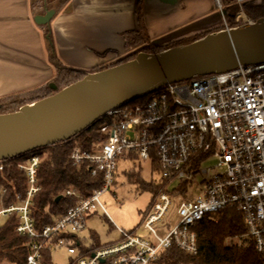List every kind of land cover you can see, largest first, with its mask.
Masks as SVG:
<instances>
[{
    "label": "built area",
    "instance_id": "built-area-1",
    "mask_svg": "<svg viewBox=\"0 0 264 264\" xmlns=\"http://www.w3.org/2000/svg\"><path fill=\"white\" fill-rule=\"evenodd\" d=\"M214 1L225 30H230L222 0ZM227 1L238 8L234 15L238 27L252 24L241 8L246 0ZM95 124H99L103 143L93 146L90 153L75 149L70 159L75 166L87 162L93 167V176L102 172L101 188L54 225L37 231L29 207L38 192L39 158L31 154L27 164L18 168L27 177L25 199L18 206L0 204V222L16 214L18 235L43 240L51 252L65 250L68 256H75L78 235L86 230L87 219L103 210L99 200L113 184L117 162H150L160 175L153 181L164 186L143 223L152 241L117 229L120 243L76 264H101L108 258H114L113 264H157L158 256L171 247L195 256L193 228L205 216L226 208L241 214L257 264H264V64L168 84L136 103L108 112ZM209 159H215L214 166L202 171L200 166ZM196 176H206L203 188L195 200L187 201V192L184 198L177 192ZM173 207L176 223L170 229L161 228L158 236L153 227ZM53 239L56 242L51 244ZM41 249L42 245H34L25 264H40Z\"/></svg>",
    "mask_w": 264,
    "mask_h": 264
},
{
    "label": "trees",
    "instance_id": "trees-1",
    "mask_svg": "<svg viewBox=\"0 0 264 264\" xmlns=\"http://www.w3.org/2000/svg\"><path fill=\"white\" fill-rule=\"evenodd\" d=\"M225 23L231 30L237 28L234 23V15L238 10L237 6L227 0H222ZM241 8L244 14L252 23L264 19V0H246ZM225 29L204 34L202 36L181 40L164 47L150 50L149 48L138 49L130 55L134 44L140 43L145 37L142 23L141 10L138 9V31L127 35L126 55L115 63L93 71H80L59 65L50 85L55 87V91L49 89V85L40 86L30 91L16 93L0 98V116L17 113L22 107L32 105L42 101L66 87L81 81L90 74L99 73L134 60L139 54H159L174 48L188 46L208 35L215 34ZM139 98L131 103H136ZM103 143V137L98 131V126L94 124L85 132L65 143L40 149L32 152L39 158L38 165V192L29 207L30 216L37 231L43 227L54 225L60 218L73 210L80 202L88 199L93 192L99 190L103 183V173L91 174L93 167L87 162L75 166L70 159L71 153L79 149L83 153H90L93 146ZM135 159L134 157H130ZM28 157L22 156L13 160L1 162L0 171V204L4 208L18 206L25 199L28 189L27 177L24 171H20L19 166L26 165ZM155 169V165L151 166ZM129 181L134 184L140 192L148 193L151 198L146 209L141 212V225L148 216L156 196L164 186L156 185L153 180L145 181L140 176V171L136 174L127 175ZM71 193V195H66ZM186 189L181 187L177 192L184 198ZM60 200L55 203V200ZM18 217L12 214L0 225V264H25L27 256L31 253L34 245H42L40 251V264H53L51 260L52 252L49 245L44 244L41 239H29L16 233ZM197 240V254L189 256L171 247L158 256L157 264H257L258 258L254 250L253 243L246 238L247 230L240 213L234 209H224L216 214L205 216L193 228ZM130 234V233H129ZM131 235V234H130ZM78 240V239H76ZM69 243L71 239H66ZM56 240H52L54 244ZM80 245L76 249L75 256L70 257L68 264H76L81 258H89L98 250L116 246L118 242L101 244L97 236L92 232L90 243L79 241ZM75 248V246H73ZM114 258H108L102 264H113Z\"/></svg>",
    "mask_w": 264,
    "mask_h": 264
},
{
    "label": "crops",
    "instance_id": "crops-1",
    "mask_svg": "<svg viewBox=\"0 0 264 264\" xmlns=\"http://www.w3.org/2000/svg\"><path fill=\"white\" fill-rule=\"evenodd\" d=\"M47 2L0 0V98L51 86L59 65L89 72L115 63L127 53V35L138 31V9L152 44L190 40L222 25L214 0H64L57 8ZM49 11L47 26L34 24ZM95 217L79 240L90 243Z\"/></svg>",
    "mask_w": 264,
    "mask_h": 264
},
{
    "label": "water",
    "instance_id": "water-1",
    "mask_svg": "<svg viewBox=\"0 0 264 264\" xmlns=\"http://www.w3.org/2000/svg\"><path fill=\"white\" fill-rule=\"evenodd\" d=\"M156 1L164 5L176 2ZM53 16L54 12L49 11L33 22L47 26ZM263 64L264 19L208 35L185 47L156 55L139 54L128 63L87 75L17 113L0 116V162L68 142L108 112L168 84ZM49 88L55 91L53 85Z\"/></svg>",
    "mask_w": 264,
    "mask_h": 264
},
{
    "label": "rangeland",
    "instance_id": "rangeland-1",
    "mask_svg": "<svg viewBox=\"0 0 264 264\" xmlns=\"http://www.w3.org/2000/svg\"><path fill=\"white\" fill-rule=\"evenodd\" d=\"M50 1L51 0L47 2V5H51ZM63 1L64 0H53V2L56 4H52V7H59ZM237 12L238 10L236 13ZM246 18L249 20L247 16ZM221 22L222 25L219 27V29H226L222 20ZM140 40V43L134 44L132 46L131 50L128 51V54H134L139 48L145 49L147 47L150 50H154L157 47L161 48L165 46L160 43H147L143 37ZM96 125L99 126V124ZM30 155L31 153L25 155V157H29ZM214 164L215 159H209L207 162L202 164L200 168L202 171L209 170L214 166ZM151 165L152 164L150 162H126L123 159H120L117 162L116 172L113 177V184L99 200L103 210L98 209L97 213L95 214L96 217L88 223V232L86 235H91L93 232L97 236L98 241L101 244H105L108 242L118 241L120 237L118 235L117 229H120L130 233L135 237H138L139 239H143L148 242L152 241L149 232L143 228V225H141L140 221L141 212H143L148 206L151 196L148 193L140 192V190L134 184H132L127 177V175L130 173L136 174L140 171V176L145 181L159 180L160 175L158 169L155 168L152 170ZM205 177L206 176H196L191 184L186 185L187 201H193L198 197L200 191L203 188L202 180ZM2 223L3 221L0 222V224ZM175 223L176 217L173 207L169 210V213L163 222L154 226L153 229L158 236H161V228L167 226L168 229H170ZM51 260L53 264H68L69 256L65 250L58 249L52 252Z\"/></svg>",
    "mask_w": 264,
    "mask_h": 264
}]
</instances>
